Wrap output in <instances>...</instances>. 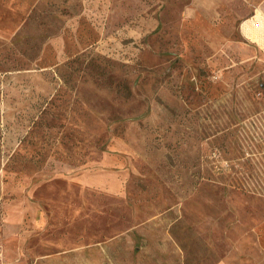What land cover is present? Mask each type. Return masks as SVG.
<instances>
[{
	"label": "rangeland",
	"instance_id": "1",
	"mask_svg": "<svg viewBox=\"0 0 264 264\" xmlns=\"http://www.w3.org/2000/svg\"><path fill=\"white\" fill-rule=\"evenodd\" d=\"M0 264H264V0H0Z\"/></svg>",
	"mask_w": 264,
	"mask_h": 264
}]
</instances>
